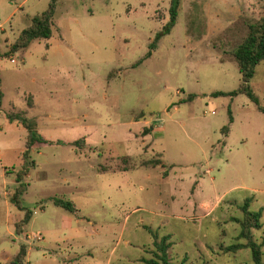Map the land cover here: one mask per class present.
<instances>
[{
  "label": "rangeland",
  "instance_id": "1",
  "mask_svg": "<svg viewBox=\"0 0 264 264\" xmlns=\"http://www.w3.org/2000/svg\"><path fill=\"white\" fill-rule=\"evenodd\" d=\"M50 2L0 0V264H150L164 237L177 264H254L225 250L246 200L264 264V112L212 95L238 88L264 0H181L168 32L170 0H55L51 36L13 49ZM250 86L264 106V62ZM16 114L46 140L25 159Z\"/></svg>",
  "mask_w": 264,
  "mask_h": 264
},
{
  "label": "trees",
  "instance_id": "2",
  "mask_svg": "<svg viewBox=\"0 0 264 264\" xmlns=\"http://www.w3.org/2000/svg\"><path fill=\"white\" fill-rule=\"evenodd\" d=\"M180 2L181 0H170L169 20L165 26L164 32H168L174 25ZM54 9L55 0H51L46 10L32 16L30 19V24L21 30L16 41L13 43V49L25 48L30 44L31 41L35 39L49 38L52 33V18L54 15ZM247 27L248 33L245 38L232 49V56L237 63L238 70L241 75V82L238 88L229 92L216 91L213 92L212 95H237L238 93H244L257 104V108L260 111L264 112V106L258 104L257 96L254 94L250 86V80L253 76L256 65L264 62V15L255 22L249 23ZM147 55H150V51L147 53ZM9 118L11 120H17L28 131L25 141V150L22 153L23 159H25L28 155V150L30 149L31 145H33V143L46 142L42 135L36 131V123L34 120L22 117V115L19 114L10 115ZM225 129L227 130V127ZM26 173L27 169L23 168V170H21L16 175L15 181L20 183V185L15 188L14 195L10 197V201L18 208H21L18 195L21 194L22 190L24 189L21 179ZM52 202L70 213L76 210L73 202L70 200L55 197L52 199ZM240 209L243 213V217L241 219L233 218V220L238 222L240 225L238 238H246L247 241L246 243H231L225 247V250L235 252L238 249L247 247L250 249L253 263L262 264V243H257L251 239V229L261 228V212L260 210H249L247 200L243 202V204L240 206ZM30 216L31 211H26L22 222L27 223ZM167 246L168 244L165 243L164 237L160 243H156V247L160 251V256H158L159 260L151 258L146 260V262L150 264H177L166 258ZM24 255V248L21 247L13 263L18 264Z\"/></svg>",
  "mask_w": 264,
  "mask_h": 264
},
{
  "label": "built area",
  "instance_id": "3",
  "mask_svg": "<svg viewBox=\"0 0 264 264\" xmlns=\"http://www.w3.org/2000/svg\"><path fill=\"white\" fill-rule=\"evenodd\" d=\"M11 61H12V62H14V59H12ZM24 264H30V263H29V262H27V263H24Z\"/></svg>",
  "mask_w": 264,
  "mask_h": 264
}]
</instances>
